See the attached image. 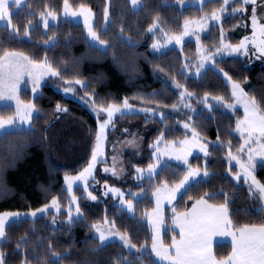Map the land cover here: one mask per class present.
Listing matches in <instances>:
<instances>
[{
    "label": "trees",
    "instance_id": "16d2710c",
    "mask_svg": "<svg viewBox=\"0 0 264 264\" xmlns=\"http://www.w3.org/2000/svg\"><path fill=\"white\" fill-rule=\"evenodd\" d=\"M68 1L75 6L90 5L96 13L98 29L105 20L104 13L109 4L111 21L107 29L101 31V36L110 41L108 50L91 45L83 24L70 19L59 20L48 31L40 25L29 27L49 8L61 12L64 0H26L12 14L18 33H11L7 26L0 27V47L22 51L37 61L47 60L60 72L61 78L85 79L86 90L94 93L100 103L119 102L128 97L136 104L166 112L162 119L158 115L146 117L143 113L127 116L126 125L138 129L144 136L141 153L130 151L127 154L130 171L134 170L135 164L144 166L153 160L149 147L156 137L173 140L186 134L173 111L180 97L173 80L185 83L197 95L210 93L231 99L226 74L242 82L264 112V64L250 66L241 58L226 57L216 66L207 68L197 80L181 72L183 56L178 49L163 52L150 49L151 37L147 29L155 19L159 18L169 29L178 31L186 18L201 15L209 9V3L203 8H181L175 0H142L143 5L135 9L130 0ZM220 2L214 0L211 4ZM236 20L239 19L235 17ZM26 29L28 37L24 34ZM49 39L54 41L47 45ZM204 39L209 41V36ZM193 45V41L186 44L187 53L194 49ZM129 65L132 68L127 71ZM36 102L39 112L31 128L0 135V179L6 185V189L0 191V213L45 205L63 186L65 173L79 172L91 159L98 122L89 108L65 96L50 82L43 85ZM57 105H64L67 111L59 113ZM11 110V106L0 107V114L5 116ZM241 116V109L233 113L217 108L212 115L202 113L196 118L200 133L208 139L218 138L222 144L211 147L213 162L210 167L214 174L190 185L177 199L176 211L189 208L199 198H207L215 204L227 202L235 228L264 223V209L259 207V199L250 193L244 182H236L227 173L226 144L239 147L241 139L233 129ZM196 158H191L192 164L198 163ZM185 170L176 163L165 166L151 185L154 187L163 181L174 183ZM256 175L264 182V163L258 165ZM108 206V202L82 203L85 216L70 228H54L43 219L13 222L0 245L5 264H164L151 250L139 256L119 241L101 244L91 235L92 224L109 216L121 230L130 234L133 241L137 237L138 244L151 243L152 237L145 223L117 205L111 209H107ZM170 215L166 242L171 241L173 233L172 213ZM231 247L228 243L217 244L216 255L226 256Z\"/></svg>",
    "mask_w": 264,
    "mask_h": 264
},
{
    "label": "rangeland",
    "instance_id": "374dc122",
    "mask_svg": "<svg viewBox=\"0 0 264 264\" xmlns=\"http://www.w3.org/2000/svg\"><path fill=\"white\" fill-rule=\"evenodd\" d=\"M110 1V0H108ZM131 1V0H130ZM214 0H175V2L181 7H206L209 3L211 7L203 12L201 15L190 16L185 19L182 29L178 31H173L169 29L159 18L155 19L154 23L149 26L147 32L151 37L150 49L154 52H163L172 48L178 49L183 56V64L181 66V72L185 74L186 77L199 79L205 73L207 68L216 66L217 62L226 57H237L243 59L247 65L255 64H264V54H262L258 49L264 45L261 44V41H264V33H261L260 26L264 25V0H256L255 4L244 5L238 0H230L227 10L220 12V9L223 7V0L219 4H211ZM26 0H22L20 6L15 4H10L9 9L13 14L18 11L24 4ZM70 5V11L79 12L80 6L73 5L68 1ZM110 3V2H109ZM85 8L91 10L90 23L92 29L99 35L100 40L104 41V44H100L98 41H93L89 35L88 25L85 23L84 16L77 15L72 16L71 14L66 15L64 7L61 12H57L52 9H47L41 16L39 14L36 20H33L29 27L33 26H42L44 31H48L52 24H56L59 20L70 19L74 22H80L83 24L85 29V36L89 43L95 47H98L102 50H108L110 47V41L101 36V31L107 29L111 17L109 11V4L106 8L108 12L107 20H104L101 29L96 27L97 18L94 9L87 4H82ZM143 5V1L138 6H133L135 9H139ZM234 5V6H233ZM237 8H246L247 11L244 12H233L232 9ZM255 8L256 12V27H253L252 21V9ZM51 11L55 18L48 15V12ZM217 12L221 19L215 21L211 18L213 12ZM235 17L239 20L235 21ZM45 19H47V27H45ZM187 22V27H185ZM156 27L149 31L153 25ZM7 26V28L12 31V26H15L12 21V15L10 22L0 20V27ZM16 28V27H15ZM18 33V32H17ZM15 33V34H17ZM187 33V34H185ZM208 35L209 39L213 38L212 42L206 41L204 37ZM26 35V37H28ZM175 37H180V42L177 43L174 39ZM248 38L246 43L247 54H244V50L240 52H232L230 49H226L225 45H231L233 47L238 46L241 41H244L245 38ZM218 38V39H217ZM54 39L47 40V45L52 44ZM190 41H193V50L190 53H187L185 46ZM254 41V42H253ZM157 44V48H153V45ZM1 48V47H0ZM217 49H221L218 53ZM6 51H14L22 53L24 56L29 57L31 60L37 63H45V61L50 64L47 60L37 61L34 60L28 54L16 50V49H7ZM2 54V53H0ZM203 65V66H201ZM52 67V66H51ZM53 68V67H52ZM132 66L129 65L126 70H131ZM55 69V68H53ZM58 71L57 69H55ZM226 76L227 82L230 84L231 94H232V83H238L248 96L252 97L245 89L242 82L229 79L230 77ZM76 80H81L84 85H87V81L83 78H61V76H53L50 73L44 74L41 76L39 81V86L36 91L33 92V80L30 76L25 74L19 85L16 92V97L21 102L22 105H34L32 110L31 120L18 122L14 126H9L6 129L0 130V135L7 131L13 130H22L29 129L32 126V121L34 117L39 112L37 105V97L42 93V87L47 82H50L55 86L57 90H60L65 96L74 98L89 108V110L97 118L98 126L96 129V142L93 149L97 156L94 162V166L91 168V174L85 173V179L77 180L72 179L69 181L68 177L74 178L80 176L85 169L89 168L90 164H93V152L91 159L88 164L77 173H65L63 186L60 188L58 193L50 199L45 205L33 208L30 210H13L2 212L4 213H21L22 215L18 218H15L14 221H10L6 225L5 233L9 226L13 222L25 221V219L36 220L43 219L44 222L53 226L54 228L59 227H72L76 222L84 218V210L82 208V203L84 202H108L109 206L107 209H111L115 205L119 206L122 210H126L129 214L138 217L140 222L146 224L149 229L150 236L152 237L151 243L143 241L138 244V238L134 237V241L131 239L129 233L121 230L112 217L107 216L104 220L94 222L91 227V235L98 238L99 233L96 231L94 225L100 227V230L104 232L105 236L108 239L104 242H99L105 244L112 241H119L123 243L129 251L135 252L137 255H141L145 252L151 250V245L153 243V238H157V244L166 242L165 231L167 230L168 222L167 219L172 213V216L176 211V202L177 199L189 188L193 183H198L202 180H207L211 175L214 174L212 167V154L211 147L222 144L220 139H208L205 138L199 131V128L196 123V118H199L202 113H210L212 115L214 110L217 108H222L224 110L235 113L238 109L243 111V116H241L237 121H243L245 119L244 105L238 103L236 98L232 95L231 99H227L225 96H217L210 93H205L197 95L192 92L186 84H182L178 80H173V86L177 88L179 92V101L174 106L173 111L176 115L177 121L181 127L186 131V134L177 139L173 140H164L162 136L156 137L150 144V149L152 150L153 160L148 165H134V170L130 171L128 166L129 156L127 157L128 152L136 151L138 154L142 151V142L144 136L132 126L127 124V116L133 113H143L146 117H151L158 115L160 119L166 116V112H162L157 108H150L148 106L139 105L134 103L130 98L124 97L119 102H109V103H100L95 99V94L86 90L85 86L81 84H76ZM179 84L180 87L176 85ZM181 93L184 95L182 96ZM190 94V95H189ZM222 97L223 100L219 101L216 98ZM127 100L129 109L123 107L124 101ZM232 104L234 108H228L226 105ZM110 105H116L120 107L121 112L124 114L121 115L120 112L113 114L111 122L107 123L103 132L101 133V125L105 124L108 120L107 112L104 109L109 108ZM187 105V106H186ZM11 106V110L7 116H15L16 113V100H3L0 101V107ZM61 108L66 109L64 105H59ZM150 110V111H145ZM63 111H59L62 113ZM261 114L264 115V112L261 111ZM187 125V127H185ZM243 127V126H242ZM233 132L238 135L241 139L239 147L233 148L232 144H226V161H227V173L236 181L244 182L250 193L259 199V207L264 209V199L260 198L258 191H256V185L252 184L251 178H245V173L241 168V164L245 166L248 165V149H253V165L254 167L250 169L252 176L260 184H264L256 175L258 165L264 163V157L257 154L260 149V145L264 144V137L260 138L256 143L249 142L245 144V139L247 134H241L236 127L233 129ZM101 136L99 147L97 145V137ZM244 146V150L240 151L241 146ZM201 146L204 147V151L201 150ZM229 153L232 157L236 159H230ZM181 159H177V157ZM197 164L191 163V158L195 157ZM11 157V156H8ZM174 163L180 164L186 168L185 173L174 183H169L163 181L156 186H152L151 183L156 174L165 166H171ZM149 165H152L154 171L149 173ZM211 166V167H210ZM105 169H108L105 171ZM137 169H141V172H137ZM190 169L198 173L195 176H189ZM1 171L4 172V169L1 168ZM205 171L208 175H204ZM239 174L240 179H237L236 176ZM2 178V175L0 173ZM185 176H188V182L183 188L176 192L173 197V189L176 188ZM4 181L0 179V191L6 189ZM2 183V185H1ZM69 183L71 187H69ZM250 188L252 190H250ZM95 197V199H92ZM74 198V199H73ZM53 200L57 201L58 207L52 206ZM149 200V201H148ZM127 202H131L132 208H128ZM152 203V205H150ZM49 206L48 210L45 212H37L38 209H42L45 206ZM77 207H79V216L77 214ZM36 212V216H32L31 213ZM26 214V215H25ZM69 216L72 217L69 220ZM171 216V215H170ZM159 220V234L154 229L153 221ZM110 233H118L119 235H110ZM120 235H126L129 238L130 244L135 245V248H130L126 245L121 239ZM4 239H0V245ZM1 252V251H0Z\"/></svg>",
    "mask_w": 264,
    "mask_h": 264
},
{
    "label": "snow or ice",
    "instance_id": "6c2138e0",
    "mask_svg": "<svg viewBox=\"0 0 264 264\" xmlns=\"http://www.w3.org/2000/svg\"><path fill=\"white\" fill-rule=\"evenodd\" d=\"M238 2L248 5L255 4L256 0H238ZM22 0H0V20H4L10 22L12 13L10 12L9 5L15 4L20 6ZM133 6H138L141 3V0H131ZM230 0H223V7L220 9V12H224L227 10V6H229ZM64 11L65 14H71L72 16L83 15L85 18V23L88 25L89 35L91 36L93 41H98L100 44H104L105 42L100 40L99 35L92 29V25L89 22L90 17L92 15L91 10L85 8L83 5L80 6V11H70V5L68 0H64ZM233 12H244L247 11L246 8H234ZM44 14L41 13V16ZM49 16L55 18L54 14L49 11ZM105 20L108 18V12L105 10L104 13ZM211 18L215 21H219L221 16L217 12H213L211 14ZM252 21L253 27H256V12L255 8L252 9ZM45 27H47V19L44 21ZM156 25L154 24L149 31H152ZM185 27H187V22ZM12 31L14 33L18 32V29L15 26H12ZM261 33H264V25L260 26ZM25 35H28L27 29L25 30ZM187 34V33H185ZM177 43L180 42V37L174 38ZM248 38L246 37L244 41H241L238 46L225 45L226 49H230L232 52H240L244 50V54H247V47L245 41ZM254 42V41H253ZM261 44L264 45V41H261ZM158 45L154 44L153 48H157ZM262 54H264V46L259 47L258 49ZM221 49H217L219 53ZM0 101L3 100H16V113L15 116H3L0 114V130L6 129L9 126H14L18 122L31 120L32 110L34 105H22L21 102L16 97V92L18 90V85L22 79V77L27 74L33 80V88L32 91L35 92L37 87L39 86V81L42 75L50 73L53 76H60V72L56 71L48 64L45 63H37L31 60L29 57L24 56L22 53L14 52V51H6L0 48ZM203 66V65H201ZM226 75V74H225ZM231 79V78H229ZM76 84L84 83L81 80H76ZM180 87L179 84L176 85ZM183 96L184 94L181 93ZM190 95V94H189ZM232 95L236 98L238 103H242L244 105L245 111V119L243 121H237V130L241 132V134H247V138L245 139V144L249 142L256 143L260 138L264 137V115L261 114V107L257 102L255 97L248 96L247 93L243 91L238 83H232ZM219 101H222V97L216 98ZM187 106V105H186ZM228 108H234L235 106L232 104L226 105ZM123 107L125 109H129L130 105H128L127 100L124 101ZM57 111H67V109L61 108L57 105ZM107 112L108 120L105 124H102L101 133L103 129L107 125V123L111 122L113 118V114L116 112H120L121 115L124 113L121 112L120 107L116 105H110L109 108L104 109ZM150 111V110H145ZM243 126V127H242ZM187 127V125H185ZM101 136L97 137V145L99 147ZM201 150L204 151V147L201 146ZM244 150V146H241L240 151ZM253 149L249 148L248 152V165L245 166L241 164V168L245 173V178H251L252 184L256 185V191H258L260 198L264 199V184H260L255 178L252 176L251 168L254 167L253 161ZM258 155L264 157V144L260 145V149L257 152ZM96 152H93V164L89 165L88 169H85L83 173L78 177L74 178H66L69 181L72 179L82 180L85 179V173L91 174V168L94 166V162L96 160ZM230 159H236V157H232L231 153H229ZM177 159H181V157H177ZM108 169H105L107 171ZM141 169H137V172H141ZM151 174L154 171L152 165H149L148 169ZM198 175L197 172L192 171L190 169L189 176ZM204 175H208L205 171ZM237 179H240L239 174L236 176ZM189 177L185 176L184 180L180 182L173 189V197L176 192H179L181 188L185 186L188 182ZM69 187L71 184L69 183ZM250 190H252L250 188ZM74 199V198H73ZM95 199V197H92ZM128 208H132L131 202H127ZM52 206L58 207L57 201L53 200ZM203 206V207H198ZM49 206H45L42 209H38L37 212H45L48 210ZM207 209V211L205 210ZM77 214L79 216V207L76 209ZM21 213H4L0 214V239H6L5 228L6 225L10 223V221H14L15 218L20 217ZM26 215V214H25ZM32 216H36V212L31 213ZM72 217L69 216V220ZM159 220L153 221L154 229L157 233V237L159 234ZM173 223H179L181 227V236L182 239L180 241L173 240V247L175 251V256L170 254L169 249L158 247L157 238H153V243L151 245V251L155 253L157 257L161 259L168 260L170 264H264V224L259 227L252 225H245L242 228H239L235 232H225L222 230V227L225 225H231V220L228 217V207L227 202L225 204L220 205L219 207H213L211 205H207L206 201L198 200L196 205L193 206V209L190 213L184 214L180 220H174ZM96 231L99 233L98 239L101 242H104L108 239L105 236L104 232L100 230V227L94 225ZM220 235L225 236L229 235L232 237V254L225 260L217 261L212 254L211 251V236L212 235ZM110 235H119L118 233H110ZM120 239L128 245L130 248H135V245L130 244L129 238L126 235H120ZM19 247V245H17ZM54 255H59L58 253H54ZM0 264H5V255L3 252H0Z\"/></svg>",
    "mask_w": 264,
    "mask_h": 264
},
{
    "label": "crops",
    "instance_id": "0c3cea01",
    "mask_svg": "<svg viewBox=\"0 0 264 264\" xmlns=\"http://www.w3.org/2000/svg\"><path fill=\"white\" fill-rule=\"evenodd\" d=\"M198 200H203V201H206L207 205H211L213 207H219L220 205L222 204H215V203H212L211 201H209L207 198H199L197 199L189 208L183 210V211H178V212H175L172 216V222H171V226H172V230H173V233H172V237H171V241L169 242H163V243H158V247H162V248H167L169 249L170 251V254L172 256H175V251H174V247H173V240L175 239L176 241H180L182 239V236H181V227H180V224L179 223H173L174 220H180L181 217L184 215V214H187V213H190L193 209V206L196 205V202ZM198 207H203V206H198ZM228 207V205H227ZM207 211V209H205ZM228 217L229 219L231 220V215H230V210H229V207H228ZM264 224V223H262ZM262 224H253L257 227H259L260 225ZM248 226H252V225H248ZM243 226L239 227V228H242ZM239 228H235L233 226V223L231 221V225H225L222 227V230L225 231V232H235L237 231ZM211 251H212V254L213 256L215 257V259L217 261L219 260H225L227 259L231 254H232V247H231V251L230 253H228L226 256H223V257H218L216 255V252H215V247L217 244L219 243H228L232 246V237L229 236V235H225V236H220V235H212L211 236ZM155 258L164 263V264H170V262L168 260H165V259H161L160 257H157L155 255V253L153 252Z\"/></svg>",
    "mask_w": 264,
    "mask_h": 264
}]
</instances>
